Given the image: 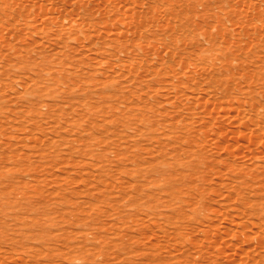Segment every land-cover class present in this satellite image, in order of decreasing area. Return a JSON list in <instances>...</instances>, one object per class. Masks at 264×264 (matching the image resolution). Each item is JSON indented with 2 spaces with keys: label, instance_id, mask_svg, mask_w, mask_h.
I'll return each instance as SVG.
<instances>
[{
  "label": "rangeland",
  "instance_id": "1",
  "mask_svg": "<svg viewBox=\"0 0 264 264\" xmlns=\"http://www.w3.org/2000/svg\"><path fill=\"white\" fill-rule=\"evenodd\" d=\"M0 264H264V0H0Z\"/></svg>",
  "mask_w": 264,
  "mask_h": 264
},
{
  "label": "bare ground",
  "instance_id": "2",
  "mask_svg": "<svg viewBox=\"0 0 264 264\" xmlns=\"http://www.w3.org/2000/svg\"><path fill=\"white\" fill-rule=\"evenodd\" d=\"M4 29V28H3ZM258 167L260 166V165H257ZM259 168H261V167H259Z\"/></svg>",
  "mask_w": 264,
  "mask_h": 264
}]
</instances>
